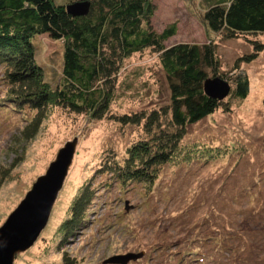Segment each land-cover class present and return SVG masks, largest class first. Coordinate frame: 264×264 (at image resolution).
<instances>
[{
    "label": "rangeland",
    "instance_id": "374dc122",
    "mask_svg": "<svg viewBox=\"0 0 264 264\" xmlns=\"http://www.w3.org/2000/svg\"><path fill=\"white\" fill-rule=\"evenodd\" d=\"M154 4L151 25L156 31L176 23V34L165 45L213 42L220 74L227 73L223 79L231 85L233 64L252 53L251 43L207 31L205 0ZM258 39L262 50L253 61L241 64L249 79L247 96L240 100L229 94L222 100L228 110L220 107L189 125L179 152L160 167L151 189L140 183L120 185L97 173L105 160L124 159L127 149L143 137L139 127L52 108L36 135L25 141L22 132L28 123L23 114L0 105V227L45 174L58 150L77 140L45 228L30 248L15 255L13 264H62L64 254L74 264H113L106 260L139 252L143 256L127 264H264V37ZM32 43L45 81L56 86L62 42L36 35ZM157 62V54L149 52L124 62L112 114L168 103V85ZM3 73L0 68V99ZM92 178L95 197L87 221L63 241L59 228L74 197Z\"/></svg>",
    "mask_w": 264,
    "mask_h": 264
},
{
    "label": "trees",
    "instance_id": "16d2710c",
    "mask_svg": "<svg viewBox=\"0 0 264 264\" xmlns=\"http://www.w3.org/2000/svg\"><path fill=\"white\" fill-rule=\"evenodd\" d=\"M74 2L88 3L86 14L67 13L66 6ZM205 2L207 31L225 39L242 37L253 46L252 53L235 60L228 77L232 85L229 94L242 100L249 92V79L241 64L253 61L263 47L258 38L264 37V0ZM155 11L154 0H0V68L5 85L0 105L25 117L28 124L22 138H33L52 108L94 121L108 118L122 127H139L143 137L127 149L124 159L105 160L97 173L109 175L120 185L140 183L151 189L160 167L179 152L187 127L220 107L229 109L203 89L207 78L227 76L220 74L216 45L178 42L166 46L176 34V23L156 31L151 25ZM36 35L62 42L61 75L54 87L45 81L43 69L35 61L32 39ZM145 52L157 54L169 89L168 103L112 114L110 106L119 95L124 62ZM262 106L264 109V97ZM28 111L34 115L30 117ZM185 159L188 161V156ZM92 181L82 186L70 205L59 228L63 241L87 221L95 197ZM62 260V264H74L65 254Z\"/></svg>",
    "mask_w": 264,
    "mask_h": 264
},
{
    "label": "water",
    "instance_id": "95a60500",
    "mask_svg": "<svg viewBox=\"0 0 264 264\" xmlns=\"http://www.w3.org/2000/svg\"><path fill=\"white\" fill-rule=\"evenodd\" d=\"M88 3L74 2L66 6L72 16L86 14ZM207 96L222 101L231 85L221 77L207 78L203 83ZM77 140L68 141L60 148L45 174L33 183L24 199L9 214L0 227V264H13L15 255L30 248L45 228L58 192L62 188L72 162ZM144 252L115 255L107 263L127 264L142 257Z\"/></svg>",
    "mask_w": 264,
    "mask_h": 264
}]
</instances>
